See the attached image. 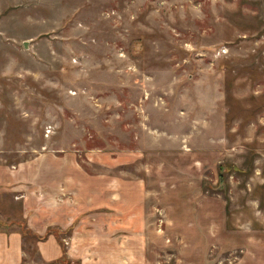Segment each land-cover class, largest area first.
<instances>
[{"label": "rangeland", "instance_id": "1", "mask_svg": "<svg viewBox=\"0 0 264 264\" xmlns=\"http://www.w3.org/2000/svg\"><path fill=\"white\" fill-rule=\"evenodd\" d=\"M45 176L73 221L61 264L74 231L109 264L242 258L264 227V0H0V232L24 237L19 264L38 260L24 215Z\"/></svg>", "mask_w": 264, "mask_h": 264}, {"label": "crops", "instance_id": "2", "mask_svg": "<svg viewBox=\"0 0 264 264\" xmlns=\"http://www.w3.org/2000/svg\"><path fill=\"white\" fill-rule=\"evenodd\" d=\"M57 171L58 170L54 171L55 177L57 175L55 172ZM45 178L46 176L43 178H35L34 185H32V187H36L37 184L43 186L44 194L42 199H40L41 197L39 198L41 200L40 202L38 201L39 203H37L36 196L33 195L32 190L29 189L27 193L28 203L26 204L24 215L26 218V225L32 230V235L36 236L34 233H38L41 236H36L35 243L38 260H24L25 264H50L52 261H58V258L65 254L64 247H62L58 239V229H61L59 232L61 233L64 229L70 228L71 224H73V221L66 220L67 218L64 219L65 217L61 215V213H63V207L65 206H62L61 203H55L53 197H51L53 191H55L52 189L54 187L56 188L57 181L54 180L51 182L50 179L48 180V178ZM109 220L110 218L105 217L100 224H109ZM261 223L264 225V222ZM102 235L108 234L103 233ZM244 235H246L244 236L246 237V253L241 254L244 256L240 259H231L229 264H264V227L256 228L252 226ZM23 239L24 237L20 232H0V264H19L22 259H24L26 251L23 247ZM90 239H93L91 232H72L70 235L71 241L68 245V255L79 257V264H109L105 260L104 255L102 256V261L96 259V256L92 253L93 248L88 242ZM224 241H226V239H224ZM243 244L244 242H242V245ZM233 245H236V242H233ZM125 246L126 245H124V248L126 249ZM205 249L206 247L202 249L203 259L206 255ZM118 259V261L117 259L116 261H112V264H127V262L121 258Z\"/></svg>", "mask_w": 264, "mask_h": 264}, {"label": "trees", "instance_id": "3", "mask_svg": "<svg viewBox=\"0 0 264 264\" xmlns=\"http://www.w3.org/2000/svg\"><path fill=\"white\" fill-rule=\"evenodd\" d=\"M25 229H26V230H23V231H25V232H29V233H31V234L33 233L32 230L29 229L28 227H26ZM34 234H35L37 237H40V236H41V235L38 234V233H34ZM62 257H63L62 260L66 261V262H64V263H68L69 258L67 259L64 255H63ZM59 261H60V259H58V261H57V260H56V261H52L50 264L59 263ZM71 264H79V261H78V260H73Z\"/></svg>", "mask_w": 264, "mask_h": 264}]
</instances>
